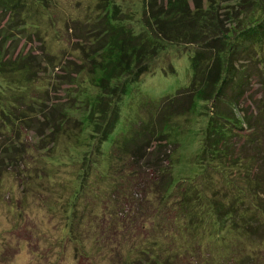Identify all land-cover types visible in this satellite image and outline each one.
<instances>
[{
  "label": "rangeland",
  "instance_id": "374dc122",
  "mask_svg": "<svg viewBox=\"0 0 264 264\" xmlns=\"http://www.w3.org/2000/svg\"><path fill=\"white\" fill-rule=\"evenodd\" d=\"M20 1L30 4L29 10L23 7L25 3L0 9V37L5 36L1 50L4 56L6 48L9 50L5 57L10 60L37 63L28 79L17 71L19 67L12 74H0V144L16 156L0 172V264H215L224 255L225 261L218 264H264V226L257 220L250 223L253 233L245 228L251 237L233 228L226 231V226H214V230L205 224L196 230L187 226L183 212L178 219L179 211L159 204L156 211L152 207L145 210L144 199L136 211L129 209L117 192L112 194L113 183L105 174L111 141L135 119L137 98H161L164 103L163 97L185 86L191 50L177 54L170 48L163 56L168 57L173 73L164 74L159 64L127 86L114 129L100 145V159L91 129L83 121L88 107H84L81 92L87 89L93 94L94 89L89 82L80 87L76 84L79 81L75 82L70 63L77 62L70 48L75 40L71 28L105 0ZM116 1L122 8L132 7L136 11L133 17L141 6L139 0ZM251 12V19L262 13ZM259 56L252 54L241 67L245 69L244 94L237 112L250 124L242 126L241 139L234 142L239 150L242 138L251 139L253 146L264 145V53ZM208 106L195 101L187 119H171L178 126L170 131L178 144L172 155L171 187L189 182L202 171L194 157L200 149ZM140 113L147 115L145 109ZM219 178H211L212 189L222 192L225 188ZM133 190L135 198H141V192ZM181 231L186 241H198L200 252L197 248L188 255L181 253ZM222 235L229 240L227 249L223 242L217 243Z\"/></svg>",
  "mask_w": 264,
  "mask_h": 264
},
{
  "label": "trees",
  "instance_id": "16d2710c",
  "mask_svg": "<svg viewBox=\"0 0 264 264\" xmlns=\"http://www.w3.org/2000/svg\"><path fill=\"white\" fill-rule=\"evenodd\" d=\"M25 2L0 0V9ZM139 2L141 6L133 17L136 11L130 6L122 8L116 0H105L100 6L99 1L96 12L86 14L71 28L75 40L70 49L77 62L70 63L73 78L79 81L78 87L89 82L94 89L93 94L87 93V89L81 93L84 107H88L83 121L91 129L97 152L114 129L118 105L127 86L152 73L159 64L164 74L173 73L168 57L163 56L170 48L177 54L191 50L188 83L174 95L163 97L164 103L161 98L150 100L139 96L134 107L135 119L127 122L125 130L111 141L105 174L113 183L112 194L117 192L121 202L134 211L144 199L145 210L152 207L156 211L159 204L163 209L179 211L178 219L183 212L187 226H195L196 230L205 224L214 230V226L217 229L226 226V231L233 228L251 237V220L264 226V145L253 146L251 139L242 138L239 150L234 142L238 137L241 139L242 126L250 124L237 112L244 94L245 69L241 67L251 60L252 54L260 57L264 53V0H234L232 5L220 4L219 0ZM25 5L29 10L30 4ZM251 10L262 13L251 19ZM4 37H0V74H12L19 67L17 71L28 79L37 61L5 57L9 56V50L6 48L4 56L1 50ZM195 101L209 104L200 149L194 157L202 171L189 182L181 181L171 187L172 155L178 147L170 135L172 127L178 126L171 119L188 117ZM141 109L147 112L144 117L140 116ZM23 125L28 126L25 121ZM1 146L2 143L0 172L16 159L13 150L5 144ZM99 156L101 159V152ZM213 175L220 177L225 191L212 189ZM134 188L141 192V198H135ZM228 188L232 193L229 194ZM249 210L253 213H248ZM247 226L252 233H247ZM181 238V253L188 255L197 248L200 252L197 240L186 241L182 231ZM217 240L229 248V240L223 235ZM146 257L149 259V254ZM223 257L213 258V263L222 262Z\"/></svg>",
  "mask_w": 264,
  "mask_h": 264
}]
</instances>
